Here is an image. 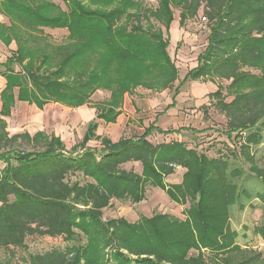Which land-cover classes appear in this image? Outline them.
Here are the masks:
<instances>
[{
	"label": "trees",
	"instance_id": "obj_1",
	"mask_svg": "<svg viewBox=\"0 0 264 264\" xmlns=\"http://www.w3.org/2000/svg\"><path fill=\"white\" fill-rule=\"evenodd\" d=\"M0 2V14L9 20L0 24V40L17 46L0 65L6 80L0 111V264H109L107 249L114 264H264L262 253L238 244L231 227L232 207L244 209L242 196L251 198L237 182L243 170L184 143L152 144L155 132H179L164 131L156 121L134 139L97 134L98 121L116 123L125 94L139 87L169 89L176 105L187 82L222 78L231 82L229 93L218 91L210 99L227 121L226 135L239 140L251 172L264 184V171L251 154L262 142L257 126L264 125V0H159L154 11L139 0H64L71 5L69 15L49 0ZM173 6L181 11L182 26L203 9L209 29L199 66L177 87L180 71L168 53V39L155 26L141 25L151 15L169 28ZM62 28L71 43L53 47L42 30ZM249 64L261 67L262 76L241 71ZM100 89L110 91V99L95 107L96 120L71 153L54 134L8 130L5 118L17 102L80 108ZM93 141L100 142L98 149L89 147ZM21 142L43 150H19ZM134 163L142 165V174L125 168ZM176 168L185 170L182 183L167 188L165 178ZM77 175L92 181L70 182ZM148 185L189 203L186 219L102 221L113 199L138 204ZM257 198L264 207V191ZM76 231L87 236L85 247L73 244ZM256 233L264 241V225ZM15 249L24 252L19 259Z\"/></svg>",
	"mask_w": 264,
	"mask_h": 264
},
{
	"label": "rangeland",
	"instance_id": "obj_2",
	"mask_svg": "<svg viewBox=\"0 0 264 264\" xmlns=\"http://www.w3.org/2000/svg\"><path fill=\"white\" fill-rule=\"evenodd\" d=\"M1 1V0H0ZM86 3V0H82ZM62 11L70 14L71 5L64 0H49ZM146 9L152 11L159 6V0H139ZM1 5V2H0ZM99 8V7H96ZM173 22L170 27L159 23L153 16L148 15L142 18L141 25L144 27L155 26V29L164 33L165 41H169L168 53L180 71V80L175 87L179 86L187 72L199 66L198 57L205 51L208 44L209 29L203 9L195 17H188L185 24H181V11L175 6L172 7ZM134 11H129L133 15ZM121 19H127L124 16ZM147 19V20H146ZM44 36L49 38L53 47L65 46L71 43L69 31L62 29H43ZM15 44L8 49L0 44V62L4 61L14 50ZM241 71L251 75L262 76V68L256 65H242ZM4 81V79H2ZM1 82V80H0ZM231 82L218 78L208 77L197 81H189L176 98V105H172L173 91H151L139 87L131 96L125 94L123 103L119 109L120 115L116 123L107 124L98 121L99 129L97 134L108 137L113 141L121 138H138L144 129L151 123L157 122V126L164 130H175L171 134H159L155 132L150 142L154 145L168 144L172 142L184 143L189 149H197L209 158H226L232 167L244 171V175L237 182L251 195L242 196L240 203L244 206L241 209L239 204L232 207L231 227L239 237L238 244L245 250H252L262 253L264 256V241L256 233V228L264 225V207L257 198L259 193L264 191V184L252 172V165L246 161L241 154L239 140L228 138L226 135L227 121L224 115L216 107L215 101L210 99V94L222 91L226 96L229 93ZM2 85V84H1ZM111 92L105 89L98 90L90 99L89 105L81 108H69L60 104L51 103L39 110L37 106L21 105L12 110L11 116L5 118L10 133H29L34 135L37 131L46 134L59 136L66 145V151L71 153L74 146L78 145L86 133L90 122L96 120V106L110 99ZM128 97V101H127ZM232 97L227 99L230 102ZM18 103V102H17ZM16 103V105H17ZM15 105V106H16ZM170 108L168 110L167 107ZM207 107V108H205ZM206 109H208L206 111ZM257 131L261 134L262 142L252 146L251 154H254L259 169L264 171V125L259 124ZM245 135V134H244ZM92 149H98L100 142L93 141L89 144ZM18 149L25 152H37L43 150L27 142H21ZM80 152V150H79ZM0 162V167L3 168ZM127 170H134L142 174L143 167L140 163L129 164ZM185 170L176 168L174 174L165 178L167 188L182 183ZM70 182L79 181L85 183L81 175L72 176ZM189 203L181 200H174L166 190L148 185L146 187L145 199L138 203L127 200L113 199L111 205L103 210L102 221L107 223L112 220L123 219L128 224L140 223L144 218L152 219L157 215H167L173 219L185 220ZM88 238L80 231H76L73 244L86 246ZM17 259L24 252L15 249ZM106 259L109 264L113 251L107 249ZM126 255L128 252L123 251ZM196 254L197 253H194ZM131 259L135 257L130 256Z\"/></svg>",
	"mask_w": 264,
	"mask_h": 264
},
{
	"label": "crops",
	"instance_id": "obj_3",
	"mask_svg": "<svg viewBox=\"0 0 264 264\" xmlns=\"http://www.w3.org/2000/svg\"><path fill=\"white\" fill-rule=\"evenodd\" d=\"M0 24H5V25H8L9 24V20L4 16V15H2V14H0ZM0 44L2 45V46H4L5 48H10L11 46H12V44H15V46H16V43L15 42H13L9 47H7L1 40H0ZM16 48H17V46H16ZM16 50V49H15ZM14 50V51H15ZM11 56V54L8 56V57H10ZM8 57H6V59L4 60V61H1L0 62V65L1 64H3V63H5L6 62V60H7V58ZM2 69V68H1ZM0 69V70H1ZM2 79H4V81L2 80ZM0 80H1V82H0V111H1V108H2V101H1V93H2V91L5 89V87H6V80H5V76H4V74L0 71ZM2 84V85H1ZM128 97L129 96H131V95H127ZM128 97H127V101H128ZM18 104H21V105H30V106H35V105H31V104H29L28 102H18L17 103V105L15 106V108L17 109L18 108ZM85 106H88V105H85ZM84 107V106H83ZM45 108V107H44ZM44 108L43 109H39V110H44ZM81 108V107H80ZM37 132H41V131H37ZM36 132V133H37Z\"/></svg>",
	"mask_w": 264,
	"mask_h": 264
},
{
	"label": "built area",
	"instance_id": "obj_4",
	"mask_svg": "<svg viewBox=\"0 0 264 264\" xmlns=\"http://www.w3.org/2000/svg\"><path fill=\"white\" fill-rule=\"evenodd\" d=\"M203 21H204V22L206 21V18H205V17L203 18Z\"/></svg>",
	"mask_w": 264,
	"mask_h": 264
}]
</instances>
